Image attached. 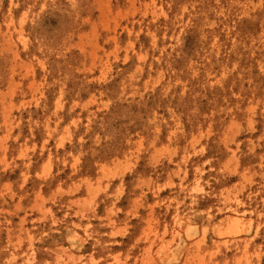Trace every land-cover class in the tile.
<instances>
[{
    "label": "rangeland",
    "instance_id": "rangeland-1",
    "mask_svg": "<svg viewBox=\"0 0 264 264\" xmlns=\"http://www.w3.org/2000/svg\"><path fill=\"white\" fill-rule=\"evenodd\" d=\"M0 264H264V0H0Z\"/></svg>",
    "mask_w": 264,
    "mask_h": 264
}]
</instances>
